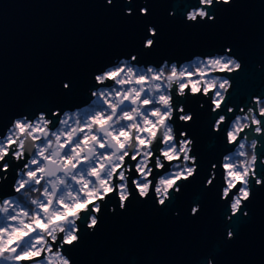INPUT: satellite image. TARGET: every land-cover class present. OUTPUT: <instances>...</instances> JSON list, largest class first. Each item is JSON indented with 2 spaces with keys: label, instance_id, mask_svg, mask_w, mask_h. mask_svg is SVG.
I'll use <instances>...</instances> for the list:
<instances>
[{
  "label": "water",
  "instance_id": "water-1",
  "mask_svg": "<svg viewBox=\"0 0 264 264\" xmlns=\"http://www.w3.org/2000/svg\"><path fill=\"white\" fill-rule=\"evenodd\" d=\"M188 7L191 0H112L111 5L105 0H0V123H10L12 116L21 113L32 119L35 112L47 111L50 117L53 109L62 113L87 104L92 74L121 57L136 55L137 66L157 67L164 60L180 64L223 53L228 46L242 69L228 76L232 88L221 113L225 127L252 95L264 96V0L215 5V11H209L214 22L192 25L183 18ZM141 8L147 9L146 14L141 15ZM125 9L131 14L126 15ZM169 11L174 15L169 16ZM149 25L156 30L150 50L143 48ZM62 82L69 89H63ZM195 96L185 104L193 114L191 126L181 129L195 141L191 153L198 157L195 179L190 178L171 202L159 208L154 197L130 198L125 210L117 207L111 214L105 205L95 231L89 233L80 224V244L69 253L73 264H200L210 254L214 264H264V188L253 185L251 198L241 210L248 216L239 214L225 225L226 212L218 204L215 181L204 188V180L211 163L234 145L226 147L222 135L211 131L208 114L193 100ZM229 106L233 112H227ZM254 138L261 145L257 150L260 175L264 174V165L259 164L264 136ZM163 171L154 169L152 175L157 178ZM13 177L14 172L9 182ZM7 193L11 192L5 187ZM193 203L200 204V211L189 216ZM226 227L235 233L234 241H224Z\"/></svg>",
  "mask_w": 264,
  "mask_h": 264
},
{
  "label": "clouds",
  "instance_id": "clouds-1",
  "mask_svg": "<svg viewBox=\"0 0 264 264\" xmlns=\"http://www.w3.org/2000/svg\"><path fill=\"white\" fill-rule=\"evenodd\" d=\"M105 2L112 4V0ZM216 2L230 5L231 0ZM204 5L215 11L213 0H200V7H188L183 13L184 22L198 23L197 16L200 21H205L207 10ZM124 11L126 15L131 14L130 9ZM146 12V8L140 9L141 15ZM173 15L174 12L169 11V16ZM207 20H214V15L208 16ZM148 32L150 36L156 35L151 25ZM152 44L149 39L143 48L148 49ZM231 51V48H225L224 53L216 52L211 57H193L191 61H205L207 67L198 63L189 72L177 71L178 62L175 60L171 63L164 60L159 67L148 64L138 69L133 63L137 60L136 55L121 57L92 74L94 83L88 90L90 99L87 104L65 108L62 113L59 108L53 109L50 117L47 111L35 112L32 119L21 113L12 116L10 123H0V131L4 132L0 138V172L4 173L0 182L9 180V164L4 161L11 149H15L10 157L13 164L23 162L15 169L14 182H10L12 194L0 199V217L4 220L0 226V264H21L22 260L28 259H32L33 264H73L69 253L80 244V224L84 223L89 233L95 231L101 213L100 203L107 204L111 214L116 212V201L119 202L118 208L125 210L130 198L138 197L142 201L154 197L155 206L159 208L180 193L179 185L196 176L199 164L197 156L190 155L196 146L195 141L184 130L179 131L177 139V123L188 124L192 113H185L184 102L175 109L172 107V88H176L175 95L181 101H189L190 96L201 92L207 98L212 92L210 114L215 116L232 88L228 76L240 69L241 62L228 55ZM191 61L179 65L185 68L184 65ZM208 73L228 75L205 79ZM193 75H198L199 80L191 81L190 93L186 94L184 88L189 83L188 77ZM62 88L69 89V84L62 82ZM196 102L200 108L204 107L202 100ZM245 103L247 110L239 107L241 114L235 115L225 131L226 144H223L226 147L234 145V149L219 160L224 175L218 204L222 212H226L223 217L225 225L232 221V217H237V212L252 195L249 174L257 171V150L261 145L257 139L249 137L264 136L258 119L264 115V101L259 96H252ZM233 111V107H227V112ZM174 113H182L176 117V122H172ZM53 118H56L55 124ZM225 118L224 114L215 118L213 132L220 130ZM157 133L161 147L158 149L160 155L155 156V167L163 169L165 162L171 166L165 174L155 178L153 187L149 179L153 171L150 167L154 155L151 147ZM129 153L130 158L137 161L134 166L124 164ZM260 159L264 162V157ZM132 167L137 173L132 178L135 197L127 184ZM215 169V164L208 169L204 188L213 185ZM114 177L120 182L114 183ZM255 178V186H260V178ZM238 184L241 187L225 207L228 193ZM113 193L115 200L108 203L106 198ZM90 205L94 207L89 213ZM200 207L199 203H193L187 214L196 216ZM84 215L88 216L86 222ZM242 215L247 217L248 212L243 211ZM235 238L232 228L226 227L224 241H234ZM53 245L56 246L55 252H52ZM41 255L43 260L38 258ZM213 258L214 254L205 256L200 264H214Z\"/></svg>",
  "mask_w": 264,
  "mask_h": 264
},
{
  "label": "snow or ice",
  "instance_id": "snow-or-ice-1",
  "mask_svg": "<svg viewBox=\"0 0 264 264\" xmlns=\"http://www.w3.org/2000/svg\"><path fill=\"white\" fill-rule=\"evenodd\" d=\"M213 5H214V0H213ZM215 5H219V4H217L216 0H215ZM215 5H214V6H215ZM191 7H193V8L200 7V0H191ZM204 8L207 10V15H206V17H205V20H207V17H208V16H211V15L209 14V11H210V10H213V8L210 7V6H208V5H204ZM198 18H199V16L196 17V20L198 21V23H195V24H200V23H202V22H205V21H200V18H199V19H198ZM207 21H208V20H207ZM212 22H214V20H212ZM188 24H189V25H192L193 23L189 22ZM155 36H156V35H154V36H150V35H149V32H148V26H147V34H146V38H145L144 42L150 39V40H152L153 43H154V38H155ZM143 45H144V44H143ZM152 47H153V44H152ZM152 47L148 48V50H150ZM225 48H228V47H225ZM225 48L223 49V53H224ZM213 54H214V53H213ZM213 54H212V55H213ZM212 55H210L209 57H211ZM228 55L231 56V52H229ZM199 63H200V64H204V66L207 67V64H206L205 61H200ZM176 69H177V71H184V72H189V71H191V70H189V69L182 68L180 65H176ZM241 69H242V65L240 64V69H239V70H241ZM237 72H238V71L233 72V73L236 74ZM193 76H194V75H193ZM193 76L188 77V81H189V83H188V85L184 88V91H185L186 94H187V91H186V90L190 89V87L192 86V85H191V81H193V80H199V76H198V75H195V76L197 77L196 79H193V78H192ZM207 78H208V74L205 76V79H207ZM232 78H235V77H232ZM228 79H230V78L228 77ZM182 82H183V81H182ZM201 91H202V89H201ZM175 93H176V88L173 87V88H172V98H173V99H172V107H173L174 109H175V108H176L181 102H184L185 104H186V102H187V100L181 101L179 98L176 97ZM210 93H211V94H210ZM212 95H213V93H212V92H209V93L207 94V98H206V99L204 98V96H203V97L197 96V97L194 99V100H196V101H201V100L203 101L204 107H203V108H200V109L203 110V111L206 110V112H207V114H208V117H209V122H210V124H211V131H212V124H213L215 118H216L217 116L221 115V113L224 112V108L221 107V109L218 110V111L216 112L215 116H213V115L210 114V113H211V107H212L210 101H211ZM260 99H261V98H260ZM261 100L264 101V99H261ZM184 111H185V113H187V112H191V110H186V108L184 109ZM181 114H182V113H174V114H173V121H172V122H176V117H177L178 115H181ZM258 119H259V125H260V127H261L262 129H264V115L259 116ZM192 121H193V114H192V120L189 121L188 124H183L182 122H178V123H177V133H176L177 139H179V131H180L181 129H184V128H186V127L191 126ZM53 124H55V121H54V120H53ZM178 126H179V127H178ZM223 126H225V127L222 128V124L220 125V130H219L218 132H213V131H212V132H213V133H216L218 136H219V135H222V142L226 144V141H225V129L227 128V125L224 124ZM5 127H6V125H5ZM2 137H3V134H2V132H0V138H2ZM186 138H187V137H185V139H186ZM193 141H194V140H193ZM160 147H161V138H160V136H159V133H157V138H156V140H155V144L151 147V151H152L153 154H154V155H153V159H152V164L150 165V167L152 168V170L156 169V167H155V156H159V155H160V152L158 151V149H159ZM169 147H170V145H169ZM194 148H195V146H193L192 152H193ZM13 151H15L14 148L11 149V150L9 151V157H6V158H5V161H4L5 163H8V164H9L10 173H13V172L15 173V169L18 168V167H20V164H13L12 159L10 158V157H11V154H12ZM228 151L231 152V149H228ZM192 152H191V153H192ZM190 155H191V154H190ZM130 157H131V153H129V156H128V157H125V158H124V164H125V165H128V164H129V160H126V158H129L130 161H132V162H135V163L137 162L136 160H132ZM137 159H139V158H137ZM161 159L163 160V157H161ZM181 159H183L182 156H181ZM257 161H258V158H257V160H256V165H257ZM135 163H134V165H135ZM172 163H176V161H173ZM197 164H198V157H197ZM212 164H215V165H216V169H215V172H216V179H214V180L212 181V184H214V181H215V185H216V195H217V197H218V199H219V195H220V187H221L222 184H223V181L221 180V177H223L224 173L220 171L219 158H218L215 162L211 163V165H210L209 168H211ZM259 164H260V165H264V162H261V159H260V158H259ZM169 166H171V165H170V164H168V165L164 164V168H163V170H164L165 173L168 171V167H169ZM197 171H198V169H197ZM152 173H153V171H152ZM118 174H119V173H117V175H118ZM136 174H137V173H136L135 170L129 172V173H128L129 179H128V181H127L128 188H129V190L131 191V193H132V195H133L134 197L136 196V189L132 187V179L130 180V176H136ZM3 176H4V173H3V172H0V177H3ZM256 176H258V177L260 178V181H261V183H260V187L264 188V174H260V175H258V174H257V171L255 172V174H252V173L249 174V177H250V178H249V180H248V184H249L250 186L256 185V178H255ZM113 179H114V183H119V182H120V181L116 180L115 177H114ZM192 179L194 180L195 177H193ZM14 180H15V176L13 177L12 182H14ZM151 180H152V185H153V187H154V186H155V183H156V179H155V176H154V175H152ZM217 181H220V183L218 184ZM186 184H187V182H181V184H180L179 186H180V188H183V187L186 186ZM5 185H7L8 188H10L11 185H10L9 180H3L2 182H0V188H3ZM240 187H241V185L238 184V185L236 186L235 189H233L232 191H230V192L228 193L227 200L224 201V205H225V207L227 206L228 201H230V200L232 199L233 195L236 194V191H237ZM149 195H151V193H150ZM170 195H171V193H170ZM172 198H173V197H172ZM106 199L108 200V203H112V202L115 200V193H113L111 197H108V198H106ZM168 202H171V201H168ZM98 203H100V202H98ZM154 203H155V199H154ZM165 203H166V201H165ZM116 204H117V207H118V206H119V202L116 201ZM105 205H107V204H105V203H100V210H102V208H103ZM92 207H94V205H90V206H89V209H88L89 213L91 212ZM241 210H242V209H241ZM239 214H242V212H241V211L237 212V215H239ZM8 215L11 216V215H12V212L9 211ZM234 217H235V216H234ZM234 217H232V221H233V218H234ZM85 218H86V220H87V219H88V216H87V215H84V216H83V219H85ZM97 219H98V217H97ZM232 221H229V222H228V225L232 224ZM233 235L235 236V233H234V232H233ZM58 242H59V241H58ZM58 242H57V243H58ZM55 250H56V246L53 245V246H52V252H55ZM38 258H39L40 260H43V255L39 256ZM25 262H28V264H33V260H32V259L22 260L21 264H25Z\"/></svg>",
  "mask_w": 264,
  "mask_h": 264
},
{
  "label": "flooded vegetation",
  "instance_id": "flooded-vegetation-1",
  "mask_svg": "<svg viewBox=\"0 0 264 264\" xmlns=\"http://www.w3.org/2000/svg\"><path fill=\"white\" fill-rule=\"evenodd\" d=\"M226 47H228V46H226ZM229 48V47H228ZM202 58V57H201ZM236 58V57H235ZM237 59V58H236ZM192 60V59H191ZM191 60H189V61H191ZM238 60V59H237ZM199 62H196V61H191L190 63H188V64H185L184 65V67L186 68V69H189V70H191V71H193L194 69H195V67L197 66V64H198ZM177 65H179V64H177ZM141 66H137V68L139 69ZM157 67H159V66H157ZM217 75H219V76H224V75H226V73H208V78H210V77H212V76H217ZM193 79H196L197 77L194 75L193 77H192ZM187 91V93H190V89H188V90H186ZM211 94V93H210ZM197 96H200V97H203V93L201 92V93H197L196 94ZM197 96H195V97H197ZM252 96H258L257 94H254V95H252ZM251 96V97H252ZM261 99H264V96H259ZM205 98V97H204ZM206 99V98H205ZM242 101H243V99H242ZM241 107V106H240ZM254 107V106H253ZM247 110V105L245 106V111ZM236 114H241V113H239V109L237 110V112L232 116V118L229 120V122H228V124L227 125H229L230 124V122H231V120L232 119H234V117H235V115ZM218 118V117H217ZM227 130V129H226ZM245 131H248L247 129L245 130ZM243 135H244V133H243ZM250 139L251 138H254V137H252V136H250L249 137ZM234 149V148H233ZM232 149V150H233ZM22 163L23 162H21V165L20 166H22ZM134 163L135 162H133V165H134ZM165 164H169L168 162H165ZM129 165V164H128ZM170 168V166L168 167V169ZM163 174H165V172L163 171L161 174H159L158 176H157V178L159 177V176H161V175H163ZM137 175V174H136ZM14 176H15V173H14ZM133 177H135V176H133ZM150 179V178H149ZM13 180V179H12ZM12 180H11V182H12ZM12 193H7V194H5V186L3 187V188H0V199H2V198H4L5 196H8V195H11ZM97 202H99V201H97ZM3 223H4V220H3V218L2 217H0V226H2L3 225Z\"/></svg>",
  "mask_w": 264,
  "mask_h": 264
}]
</instances>
